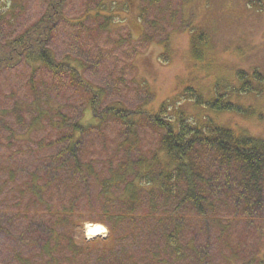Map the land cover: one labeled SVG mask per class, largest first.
I'll return each mask as SVG.
<instances>
[{
  "label": "rangeland",
  "instance_id": "1",
  "mask_svg": "<svg viewBox=\"0 0 264 264\" xmlns=\"http://www.w3.org/2000/svg\"><path fill=\"white\" fill-rule=\"evenodd\" d=\"M47 9L48 0H0V264H84L69 245L99 238L92 250L103 247L109 233L87 237L86 227L109 226L102 220L106 198L100 192L127 161L121 147L129 132L125 123L107 116L101 129L79 138V156L97 175L81 179L64 164L66 157L54 162L66 146L62 135L72 131L63 122L91 115L85 110L93 98L97 112L106 105L143 111L130 136L133 159L159 154L168 161L161 149L164 131L149 116L163 106L167 117L183 112L198 126L211 122L264 142V0H69L38 48L47 49L55 65L66 64L57 72L43 65L35 69L25 56L3 49ZM93 90L103 95L101 103ZM219 97L234 108H212ZM199 150L197 160L213 183L221 174V186L228 167L219 165L214 150ZM125 182L113 191L123 192ZM237 193L235 188L222 201L221 237L216 226L201 227L187 217L193 226L182 245L202 247L209 264L264 261V219L246 222L243 204L235 207ZM180 210L186 215L185 207ZM160 237L158 230L146 248L133 247L139 264H194L191 248L186 259L161 253L151 260L150 251L164 245ZM119 250V244L109 245L106 259Z\"/></svg>",
  "mask_w": 264,
  "mask_h": 264
},
{
  "label": "trees",
  "instance_id": "2",
  "mask_svg": "<svg viewBox=\"0 0 264 264\" xmlns=\"http://www.w3.org/2000/svg\"><path fill=\"white\" fill-rule=\"evenodd\" d=\"M68 1L48 0V9L41 18L24 35L9 41L3 49L18 52L20 57L25 56L29 64L35 66V69L42 65L53 68L55 72L65 69L66 64L55 65L56 62L47 49L41 48L38 53V48L42 44L41 36L44 37L46 34V39L51 36L58 21L57 17L62 15ZM34 60L40 62L32 63ZM73 69L79 73L75 67ZM243 75L244 73L241 72V76ZM83 82L85 83V80ZM93 93L101 103L103 101L101 92L93 90ZM96 100L93 98L91 102H88L85 112L90 110L91 115L87 116L83 112L84 120L63 122L65 125H71L72 131L62 135L60 140H63L66 146L54 157V162L66 157L64 164L65 162V165L69 164L73 174L80 173L81 179L87 178V175H97L94 166L83 162L80 158L77 144L82 134L101 129L107 116L124 122L127 131L129 130L126 139L121 142V147L128 153V158L126 162L120 164L119 171L112 173L100 192L103 198H106L102 220L108 223L110 230L109 236L101 240L103 244L101 252L96 251L97 248L92 250V247L96 246L95 243L100 240L99 238L92 241L83 239L80 243L69 245L68 250L73 254V258L79 254L86 262L94 256V262L98 263L139 264L136 254L131 250L133 247L136 249L140 246L146 248L149 240L154 238L159 230L161 234L159 239L164 242V245L161 247L157 244V252L156 250L150 251L151 260H155L161 253L176 257V261L186 259L189 255L188 248H191V253L194 254V264H209V255L201 250L202 247L189 245L190 247L187 248L186 245H182L183 235L190 225L193 226L187 217L197 218L198 221L193 223L201 227L216 226V230L219 229L220 232L219 237L225 235L223 218L220 217L219 212L222 201L224 203L226 196L233 194L235 188L238 190L235 207L240 203L243 204L241 209L243 219L246 222H254V218L264 219V216L260 215V211H264L263 141L239 136L232 130L216 126L211 122L198 126L191 123L183 112L175 116V121H173L172 115L169 116L170 118L167 117L168 111L163 106L160 112L149 114V116L152 122L154 121V124L164 131L161 137V149L168 161L166 163L161 161L159 154L151 160L133 159L130 154L131 148H128L134 143L130 141V136L136 135L138 117L143 111L106 105L105 111L98 109L102 112H97L94 108ZM197 101L203 102L201 98ZM209 105L214 109L234 108L230 102L223 103L221 97ZM40 115L43 113L40 112ZM199 147L214 150L220 157L219 165L225 164L228 167L225 181H222L221 186V174L213 183L212 173L206 174L207 167L197 160L196 154L200 151ZM50 166L53 167L51 164ZM128 176L132 178L125 180ZM230 176H235L237 179L232 180ZM124 182L123 192L113 191L115 186L124 184ZM116 193L118 196H110ZM182 207L186 208L184 216L181 215L180 208ZM120 231H122L121 235H119ZM125 239L129 240V245L121 243ZM118 244L120 245L119 253L112 251L113 258L106 259V249L109 245L114 247ZM258 264H264V261L260 260Z\"/></svg>",
  "mask_w": 264,
  "mask_h": 264
},
{
  "label": "water",
  "instance_id": "3",
  "mask_svg": "<svg viewBox=\"0 0 264 264\" xmlns=\"http://www.w3.org/2000/svg\"><path fill=\"white\" fill-rule=\"evenodd\" d=\"M108 232H109L108 228L105 225L100 224V223L95 224L94 233L91 229L86 230L87 236H91V237H96L98 235L106 234Z\"/></svg>",
  "mask_w": 264,
  "mask_h": 264
},
{
  "label": "bare ground",
  "instance_id": "4",
  "mask_svg": "<svg viewBox=\"0 0 264 264\" xmlns=\"http://www.w3.org/2000/svg\"><path fill=\"white\" fill-rule=\"evenodd\" d=\"M86 228H87L86 230L91 229V230L93 231V233H94V230H95V224L88 225ZM90 237H91V236H90Z\"/></svg>",
  "mask_w": 264,
  "mask_h": 264
}]
</instances>
